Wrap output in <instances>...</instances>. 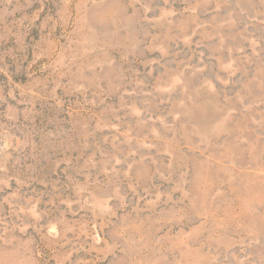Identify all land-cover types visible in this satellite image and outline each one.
Listing matches in <instances>:
<instances>
[{"label":"rangeland","instance_id":"374dc122","mask_svg":"<svg viewBox=\"0 0 264 264\" xmlns=\"http://www.w3.org/2000/svg\"><path fill=\"white\" fill-rule=\"evenodd\" d=\"M0 264H264V0H0Z\"/></svg>","mask_w":264,"mask_h":264}]
</instances>
